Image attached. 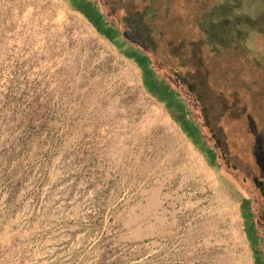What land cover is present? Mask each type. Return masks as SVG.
<instances>
[{
    "label": "rangeland",
    "instance_id": "obj_1",
    "mask_svg": "<svg viewBox=\"0 0 264 264\" xmlns=\"http://www.w3.org/2000/svg\"><path fill=\"white\" fill-rule=\"evenodd\" d=\"M263 134L264 0H0V264H264Z\"/></svg>",
    "mask_w": 264,
    "mask_h": 264
},
{
    "label": "flooded vegetation",
    "instance_id": "obj_2",
    "mask_svg": "<svg viewBox=\"0 0 264 264\" xmlns=\"http://www.w3.org/2000/svg\"><path fill=\"white\" fill-rule=\"evenodd\" d=\"M261 145H263V144H260L259 147L263 148L264 146L261 147ZM236 149H238V148H235V150ZM240 153L241 152H239V154ZM258 153H260V151H258ZM214 154L216 155L215 152H214ZM243 154H244V158H245V156H247V154H249V153L246 152ZM254 155H256V154H254ZM216 157L218 158V160L220 159V161H221L222 157H219V153L216 155ZM251 157L253 159V156H251ZM247 163H248L251 171L254 173V176H255L253 179H251V181H249V179L246 178L247 176L243 175V173L239 169L234 171V175L236 176L238 181H240L243 185H245L246 189L248 190L249 195L252 196L253 200L255 201V204H257L256 215H257V219H258V223H259L258 228H260L259 230H260L261 236L263 237V240H264V221H262V219H264V174H263L264 162L253 161L252 163H250L247 161ZM233 168L235 169V166Z\"/></svg>",
    "mask_w": 264,
    "mask_h": 264
},
{
    "label": "trees",
    "instance_id": "obj_3",
    "mask_svg": "<svg viewBox=\"0 0 264 264\" xmlns=\"http://www.w3.org/2000/svg\"><path fill=\"white\" fill-rule=\"evenodd\" d=\"M195 70V72H193ZM192 73H194L195 75H198V69H196V68H193L192 69ZM204 76V75H203ZM206 86V85H205ZM209 86H207V88H208ZM209 90H211V88L209 89ZM208 90V91H209ZM206 91V94H207V90H205ZM210 92V91H209ZM211 93V92H210ZM263 137V142H264V134L262 135ZM235 137V136H234ZM223 138V137H222ZM223 140L225 141V139L223 138ZM230 140V139H229ZM231 142H232V145L234 146V147H236V148H240L241 147V145L240 144H242V142L243 141H241V139H238V137H236V138H231V140H230ZM262 141V140H261ZM225 143L227 144V142L225 141ZM262 149V148H261ZM258 151H260V150H258ZM262 151V150H261ZM248 152V151H247ZM263 152H264V149H263ZM249 153V155L250 156H253V159L254 160H256L257 162H260V161H262V162H264L263 161V159H264V156H255L253 153H252V151L251 152H248ZM246 157H248V156H246ZM264 166V165H263ZM263 174H264V171H263Z\"/></svg>",
    "mask_w": 264,
    "mask_h": 264
}]
</instances>
